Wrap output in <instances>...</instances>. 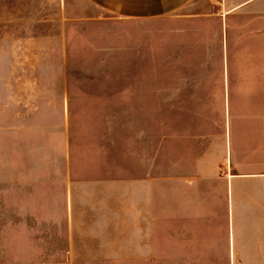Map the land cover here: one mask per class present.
Here are the masks:
<instances>
[{
    "label": "rangeland",
    "instance_id": "1",
    "mask_svg": "<svg viewBox=\"0 0 264 264\" xmlns=\"http://www.w3.org/2000/svg\"><path fill=\"white\" fill-rule=\"evenodd\" d=\"M196 2L211 11L209 0ZM173 18L119 20L86 0H0V192L59 187L67 168L92 174L94 148L108 140L118 167L142 157L153 172L163 139L159 164L179 177V190L180 177H209L208 191L226 193L233 212L229 221L216 201L197 227L173 223L201 233L173 242L196 236L228 247L234 229L242 262L226 264H264L246 261L253 246L264 249V39L252 56L251 44L232 48L211 20L199 34L197 24ZM125 88L144 103L110 109L106 96ZM10 211L0 203V264L13 263L17 238L49 229L48 212Z\"/></svg>",
    "mask_w": 264,
    "mask_h": 264
},
{
    "label": "crops",
    "instance_id": "2",
    "mask_svg": "<svg viewBox=\"0 0 264 264\" xmlns=\"http://www.w3.org/2000/svg\"><path fill=\"white\" fill-rule=\"evenodd\" d=\"M56 1L59 3L60 0ZM86 1L119 20L139 22L174 17L181 24H197L199 34L203 31L208 33L211 20L217 25L215 33L223 38L226 33L232 48L239 45L238 40H246L247 46L251 44L248 47L252 48L251 51H247L252 56L256 53L254 46L258 44L255 39H264V0H209L211 11H205L206 7L197 4V0ZM127 76L128 73L125 72L124 77ZM143 101L140 93L130 95L128 88L112 92L105 99V103L110 104L109 108L113 110L130 109V102L140 104ZM152 102L151 107L154 109L161 107L159 89L156 92L153 90ZM141 107L146 105L134 108ZM162 146L163 139L157 146V169L153 172L148 162L142 161V157L136 167H118L113 143L110 144L108 140L107 146L105 142L99 143L98 153L94 148L95 166L92 174L79 170L74 175V171L67 168L59 178H55L61 180L59 187H51L49 183L47 188L31 194H20L23 190L16 188L1 191L0 203L7 210L48 212V231L36 232V236L40 234L42 237L33 241L17 238L12 242L17 248L8 254V258L16 264L242 262L235 259L237 245L234 243V229L231 230L228 247L212 241L203 245L201 239L196 241V236L193 242H173L175 237L181 239L180 236L183 235L201 234L200 231H192L187 227H174L173 223L183 221L185 225L197 227L202 219L211 216L210 212L216 201L222 202L229 221L233 218V212L226 193L216 196L208 191L211 178L204 175L191 177L192 179L180 177L184 178L180 191L179 179H176L179 177L167 176L164 166L159 164ZM96 155H99L98 158ZM229 177L226 180L231 182L232 178H239L238 175ZM35 216L36 214L33 218ZM155 237H162L161 245L155 244ZM24 246L33 247L27 249ZM261 246L262 244L253 246L258 249L253 250L248 255L252 258L246 261H264V249ZM220 248H228L229 254L218 256Z\"/></svg>",
    "mask_w": 264,
    "mask_h": 264
}]
</instances>
